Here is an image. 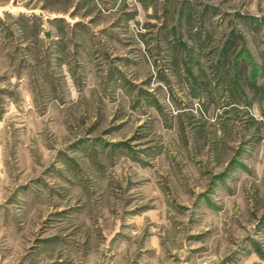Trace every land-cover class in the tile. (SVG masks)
Returning a JSON list of instances; mask_svg holds the SVG:
<instances>
[{"label": "rangeland", "instance_id": "1", "mask_svg": "<svg viewBox=\"0 0 264 264\" xmlns=\"http://www.w3.org/2000/svg\"><path fill=\"white\" fill-rule=\"evenodd\" d=\"M0 264H264V0H0Z\"/></svg>", "mask_w": 264, "mask_h": 264}]
</instances>
